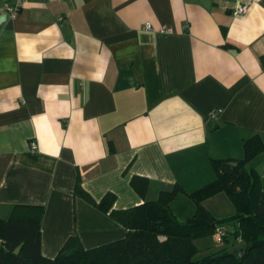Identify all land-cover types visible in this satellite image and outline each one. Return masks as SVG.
<instances>
[{"label":"crops","instance_id":"0c3cea01","mask_svg":"<svg viewBox=\"0 0 264 264\" xmlns=\"http://www.w3.org/2000/svg\"><path fill=\"white\" fill-rule=\"evenodd\" d=\"M7 1L0 218L16 205L44 206L43 257L54 258L71 236L85 249L125 236L73 195L77 180L96 202L114 194L113 209L123 210L175 186L189 194L207 185L210 160L243 159L253 135L264 145V0H23L14 21ZM238 2L248 6L244 16L232 14ZM246 168L264 193V151ZM133 176L148 180L144 200ZM216 198L228 207L224 193L205 200L214 217L234 214L223 216ZM197 246L203 255L215 247L211 239Z\"/></svg>","mask_w":264,"mask_h":264},{"label":"trees","instance_id":"16d2710c","mask_svg":"<svg viewBox=\"0 0 264 264\" xmlns=\"http://www.w3.org/2000/svg\"><path fill=\"white\" fill-rule=\"evenodd\" d=\"M108 148L112 153L110 144ZM243 151L241 160L211 159L215 179L192 193L175 186L155 201L123 210L113 209L114 194L106 193L96 202L77 180L73 195L120 225L125 236L90 249L71 236L52 259L41 254L44 206L16 205L7 219L0 218V264H264V193L260 177L246 168L264 151L261 138L245 140ZM130 186L145 199L146 178L133 176ZM219 193L230 200L233 215L218 219L203 206ZM181 196L185 201L180 211L176 203ZM219 226L227 228L220 245L197 259V241L213 238ZM239 244L246 246L242 257L231 254Z\"/></svg>","mask_w":264,"mask_h":264},{"label":"built area","instance_id":"2783aa9c","mask_svg":"<svg viewBox=\"0 0 264 264\" xmlns=\"http://www.w3.org/2000/svg\"><path fill=\"white\" fill-rule=\"evenodd\" d=\"M22 4H23V0H11V1H7L5 2L4 6H3V11L5 12L6 17L11 20L14 21L15 19H17L21 9H22ZM248 11V6L238 2L235 4L234 8L232 9V14L234 16H244ZM144 30L149 32L151 31V27L149 24H146L144 26ZM171 29L169 28H164L161 29L159 31L160 34H171ZM219 114L218 110H213L210 113V119H214L217 117V115ZM30 150L32 152H35L37 150V146L35 143H30ZM227 233V228L224 226H219L216 229V234H215V239L217 243H220L223 239V237L226 235ZM238 242H240V240H238Z\"/></svg>","mask_w":264,"mask_h":264},{"label":"rangeland","instance_id":"374dc122","mask_svg":"<svg viewBox=\"0 0 264 264\" xmlns=\"http://www.w3.org/2000/svg\"><path fill=\"white\" fill-rule=\"evenodd\" d=\"M226 195V194H225ZM216 196V195H215ZM214 197V196H213ZM212 198V197H211ZM228 198V197H227ZM219 198H216L212 201V206L216 209H218L219 212H221V214H223V216H226L228 214H230V212L234 211V207L233 205L231 204L230 200L228 199V207L226 205H222L221 206V203L218 202ZM220 209V210H219ZM217 218V217H215ZM218 219H221V218H218ZM211 242L212 244H214V246L216 248H218V246L220 245L219 243H216V239H215V236H213V238H211ZM203 252H200L199 255H197V259L198 258H201L203 257L204 255L202 254Z\"/></svg>","mask_w":264,"mask_h":264},{"label":"water","instance_id":"95a60500","mask_svg":"<svg viewBox=\"0 0 264 264\" xmlns=\"http://www.w3.org/2000/svg\"><path fill=\"white\" fill-rule=\"evenodd\" d=\"M231 165L235 166L234 163H232ZM21 246L17 247L14 251L15 254H17L20 250ZM245 249H246V246H240V247H236L235 249H233L231 251V254H237L239 257H242L244 255V252H245Z\"/></svg>","mask_w":264,"mask_h":264}]
</instances>
